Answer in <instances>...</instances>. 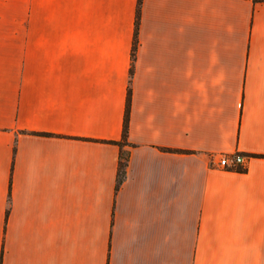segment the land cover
Wrapping results in <instances>:
<instances>
[{"label": "crops", "instance_id": "1", "mask_svg": "<svg viewBox=\"0 0 264 264\" xmlns=\"http://www.w3.org/2000/svg\"><path fill=\"white\" fill-rule=\"evenodd\" d=\"M0 264H264V0H0Z\"/></svg>", "mask_w": 264, "mask_h": 264}, {"label": "built area", "instance_id": "2", "mask_svg": "<svg viewBox=\"0 0 264 264\" xmlns=\"http://www.w3.org/2000/svg\"><path fill=\"white\" fill-rule=\"evenodd\" d=\"M247 156L243 153L233 152L230 154H221L218 160L219 166L224 168H235L238 166H244Z\"/></svg>", "mask_w": 264, "mask_h": 264}, {"label": "trees", "instance_id": "3", "mask_svg": "<svg viewBox=\"0 0 264 264\" xmlns=\"http://www.w3.org/2000/svg\"><path fill=\"white\" fill-rule=\"evenodd\" d=\"M136 31H137V18H136V22H135V33H136ZM127 124H128V103L126 106V112H125L124 123H123V131H122V136L124 139H125L126 132H127ZM118 143L120 144V146L123 145L122 141H119ZM126 160H127V151H124L122 149L120 151V159H119V169H118V177H117L118 183L124 177Z\"/></svg>", "mask_w": 264, "mask_h": 264}]
</instances>
